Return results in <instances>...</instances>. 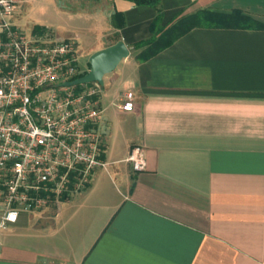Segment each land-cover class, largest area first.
Listing matches in <instances>:
<instances>
[{
    "label": "crops",
    "instance_id": "1",
    "mask_svg": "<svg viewBox=\"0 0 264 264\" xmlns=\"http://www.w3.org/2000/svg\"><path fill=\"white\" fill-rule=\"evenodd\" d=\"M68 2L84 12L67 13ZM161 4L164 25L200 9L264 23V0ZM45 7L73 30L58 31ZM156 15L131 0H26L11 17L26 33L76 39L80 52L122 40L131 53L102 84L106 167L61 208L0 227V264H264V29L195 27L140 61L132 47ZM128 91L132 111L119 107ZM134 145L146 150L144 171L127 161Z\"/></svg>",
    "mask_w": 264,
    "mask_h": 264
},
{
    "label": "built area",
    "instance_id": "2",
    "mask_svg": "<svg viewBox=\"0 0 264 264\" xmlns=\"http://www.w3.org/2000/svg\"><path fill=\"white\" fill-rule=\"evenodd\" d=\"M26 0H0V227L86 190L106 167L99 82L66 85L87 71L74 38L42 27L26 33L11 21ZM125 93L120 109H134ZM134 171L147 168L146 150L131 147Z\"/></svg>",
    "mask_w": 264,
    "mask_h": 264
},
{
    "label": "trees",
    "instance_id": "3",
    "mask_svg": "<svg viewBox=\"0 0 264 264\" xmlns=\"http://www.w3.org/2000/svg\"><path fill=\"white\" fill-rule=\"evenodd\" d=\"M140 5H152L157 8V15L151 24L152 35L133 45V49L142 51L137 58L148 60L173 44L178 38L195 27L227 26L237 28L264 29V23L242 10L235 9L229 13L217 12L211 9H200L192 13L181 12L169 24H163V9L161 0H131ZM112 24L116 27L124 25V15L117 12L112 16Z\"/></svg>",
    "mask_w": 264,
    "mask_h": 264
},
{
    "label": "water",
    "instance_id": "4",
    "mask_svg": "<svg viewBox=\"0 0 264 264\" xmlns=\"http://www.w3.org/2000/svg\"><path fill=\"white\" fill-rule=\"evenodd\" d=\"M130 53V48L122 40L98 50L91 55L89 59L90 68L86 74L64 84L72 85L97 81L102 85L104 83V76L114 71L118 64L128 57Z\"/></svg>",
    "mask_w": 264,
    "mask_h": 264
},
{
    "label": "rangeland",
    "instance_id": "5",
    "mask_svg": "<svg viewBox=\"0 0 264 264\" xmlns=\"http://www.w3.org/2000/svg\"><path fill=\"white\" fill-rule=\"evenodd\" d=\"M75 3L76 4L71 2V4H69V2H68V3L65 4V6H63V9H65L67 11V13L68 12L74 13L76 11H79L80 9H81V11L76 12V14H79L80 12H84V9H82V7L77 4L78 2H75ZM48 9H49L48 7H45V9L41 13L45 14V15H49L48 16L49 19H55V21H57V25H59L58 31H60V32H68V31H72L73 30V25H72V21L73 20L67 17L68 16L67 13H65L66 14L65 16L55 17V14L54 13H50L51 11L48 12ZM29 12H30V9L29 10L26 9L25 12H23V14H22V18H26L25 16H27L29 14ZM31 20H33V19H31ZM82 23H83L82 25H86V24H84L85 22H82ZM23 28L25 29V27H23ZM79 52H80V50H79ZM92 54L85 53V52H80L79 66H80L82 71L85 72V71L89 70V68H90L89 59H90ZM102 89H103V86H102ZM24 214L26 215L27 213H24Z\"/></svg>",
    "mask_w": 264,
    "mask_h": 264
}]
</instances>
